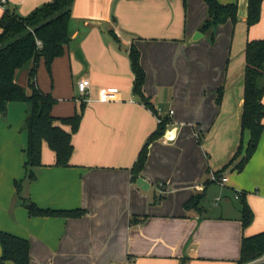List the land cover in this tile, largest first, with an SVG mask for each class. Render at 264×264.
<instances>
[{
  "label": "crops",
  "instance_id": "crops-1",
  "mask_svg": "<svg viewBox=\"0 0 264 264\" xmlns=\"http://www.w3.org/2000/svg\"><path fill=\"white\" fill-rule=\"evenodd\" d=\"M47 1L8 0L0 3V17L7 6L26 15ZM243 5L242 20L217 25L212 42L200 30L209 16L205 0L74 1L70 44L52 62L51 80L43 67L37 72L40 89L58 99L55 116L80 111L76 82L81 76L90 79L91 100L72 135L70 164L57 165L44 141L42 165L30 179L28 104L10 102L0 114V229L28 238L30 264H237L243 236L264 230V130L245 167L223 174L224 184L246 192L255 213L251 225L243 227L241 208L231 217L223 211L204 213L203 199L198 208L185 204L203 191L207 195L216 183L207 182L211 174L231 159L240 142L245 45L264 38V1L260 21L250 27L248 0ZM197 31L202 35L192 39ZM132 43L142 52L145 91L168 119L164 135L149 147L142 172L150 184L146 190L132 180L131 168L158 121L132 93ZM78 47L88 62L84 74L75 56ZM220 86L224 94L218 104ZM17 180H23L24 197L40 207L87 212L31 215L16 196ZM161 186L166 195L156 201ZM215 199L219 205L221 197Z\"/></svg>",
  "mask_w": 264,
  "mask_h": 264
},
{
  "label": "trees",
  "instance_id": "trees-1",
  "mask_svg": "<svg viewBox=\"0 0 264 264\" xmlns=\"http://www.w3.org/2000/svg\"><path fill=\"white\" fill-rule=\"evenodd\" d=\"M75 0H50L26 15L15 9L6 7L0 17V114L6 112L13 101L28 104L25 126L28 130V141L25 149L28 177L35 178V168L42 165V145L46 141L56 154V164L67 166L74 151L72 135L82 120L86 102L81 101L80 111L72 115L55 116L53 108L58 99L49 92L40 89L37 72L40 59L44 58L51 73L52 62L56 57L64 55L71 41L72 9ZM208 5V18L200 30L210 33L211 41L215 34L211 32L219 24L238 20V3H222L218 0H205ZM264 0H248L246 23L250 27L260 21ZM186 3V0H184ZM115 18V17H114ZM114 40L121 41L113 29L110 30ZM40 42L41 44H38ZM130 66L134 74L132 93L134 97L155 114H159L145 91L147 73L142 65L141 49L132 43L128 51ZM30 64L28 74V93L26 87L17 81L18 71ZM224 94V86L218 88L217 103L220 104ZM241 112V136L239 145L231 159L213 173L217 178L226 170L241 171L257 149L264 130V38L248 39L245 45L244 97ZM168 119L164 118L158 127L148 136L137 159L131 168L132 180L142 176L146 165L150 144L162 137L166 131ZM68 126L69 128L67 129ZM249 137L245 138V133ZM209 171V168H208ZM212 180H208L210 182ZM214 182V181H213ZM18 193H21L22 180L15 182ZM203 191L192 196L186 207H197L205 197ZM22 203L31 215L80 217L86 214L82 208L54 209L37 205L33 200L22 197ZM163 195L160 194L162 199ZM241 203V221L244 228L252 224L255 213L248 202L246 192L242 190L239 197ZM202 209V206L199 207ZM2 254L0 264H30V241L28 238L0 229ZM264 253V230L244 235L241 242V255L237 263L255 259Z\"/></svg>",
  "mask_w": 264,
  "mask_h": 264
},
{
  "label": "rangeland",
  "instance_id": "rangeland-1",
  "mask_svg": "<svg viewBox=\"0 0 264 264\" xmlns=\"http://www.w3.org/2000/svg\"><path fill=\"white\" fill-rule=\"evenodd\" d=\"M186 2H187V0H186ZM236 2L238 3V20L236 23H238L240 20H242L240 13L246 12V5H243V0H236ZM229 22L236 25V23H233L231 20H229ZM210 31L213 32L214 28H212V30H210ZM208 34H209V38H210L211 35H210V33H208ZM210 41H211V38H210ZM29 66H30V64L26 65L25 67L21 68L17 73V81L21 85L25 86L27 90H29L28 84H27ZM40 66L45 69L48 77L51 80V73L47 69L46 62H45L44 58L40 59L39 68H40ZM75 95L81 96L82 94H80L79 92L78 93L75 92ZM108 96H111V95L108 93H105V97H108ZM77 107H79V108L81 107L80 102L78 103ZM216 183H212L209 186V189L207 190V195H205V197L203 198L202 211H204V213H208L209 215L223 211L225 213V215H230L231 217H235L239 213V208L241 206L240 199L235 197V193H236V190L242 191V189H240V188L234 189V188H231V186H228L227 184H220L219 182H216ZM22 185H23V180H22ZM23 188L24 187L22 186L21 187V193H18V192L16 193V196H18L20 200H21L20 195L22 197L25 195ZM159 191L157 190V192H156V196H155L156 201H158L160 198V195L158 193ZM224 193L226 194V197L223 196ZM162 195H166V193H162ZM216 197H221V200L219 199V202H220L219 205H215V203H216L215 198ZM262 206H263V204L259 202V207L262 208ZM208 208H211V210H207ZM10 213L13 214V210H11Z\"/></svg>",
  "mask_w": 264,
  "mask_h": 264
},
{
  "label": "built area",
  "instance_id": "built-area-1",
  "mask_svg": "<svg viewBox=\"0 0 264 264\" xmlns=\"http://www.w3.org/2000/svg\"><path fill=\"white\" fill-rule=\"evenodd\" d=\"M8 2V0H0V3L2 5H6ZM38 44H41L40 42H38ZM90 79L84 76H81L80 78L77 79L76 85H77V89L78 91L82 94V100L85 102H89L91 100V98L89 97V89H90ZM172 113V110H171ZM156 118L158 123H161L164 119V117L161 114H156ZM210 180L214 181V182H219L220 184H224V182L227 181V177L226 176H222L220 178H217L216 175L214 173L211 174L210 176ZM160 194L165 193V189L163 188V186L160 187ZM242 194L241 190H236L235 193V197L239 198ZM237 264H264V253L262 255H260L259 257L252 259L250 261L244 262V263H237Z\"/></svg>",
  "mask_w": 264,
  "mask_h": 264
},
{
  "label": "water",
  "instance_id": "water-1",
  "mask_svg": "<svg viewBox=\"0 0 264 264\" xmlns=\"http://www.w3.org/2000/svg\"><path fill=\"white\" fill-rule=\"evenodd\" d=\"M201 35H202V32L201 31H197L193 35V38L192 39H197ZM75 56H76V58H78L84 64V69H83V71L81 73V74H84L88 70V62L85 59L84 54H83V51H82V49L80 47H78L76 49ZM137 184L139 186H141L142 189H145V190L148 189L149 186H150L149 182L143 176L138 177ZM112 264H115V263L113 262Z\"/></svg>",
  "mask_w": 264,
  "mask_h": 264
}]
</instances>
